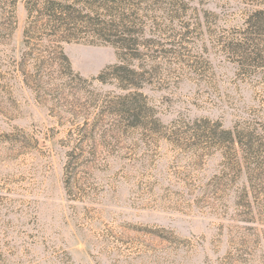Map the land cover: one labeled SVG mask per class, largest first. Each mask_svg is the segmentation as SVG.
<instances>
[{"label":"rangeland","instance_id":"374dc122","mask_svg":"<svg viewBox=\"0 0 264 264\" xmlns=\"http://www.w3.org/2000/svg\"><path fill=\"white\" fill-rule=\"evenodd\" d=\"M25 2L0 0V264H264V0L127 2L138 127L112 45L63 44L87 81H25Z\"/></svg>","mask_w":264,"mask_h":264},{"label":"trees","instance_id":"16d2710c","mask_svg":"<svg viewBox=\"0 0 264 264\" xmlns=\"http://www.w3.org/2000/svg\"><path fill=\"white\" fill-rule=\"evenodd\" d=\"M127 2L130 0H26L27 23L23 35L27 50L24 62L35 59L37 72L32 76L25 72V81L28 78L32 81L33 78L39 84L47 83L49 69L56 70L57 79L87 81L74 72L63 44L84 41L89 44L112 45L118 51V62L98 78L101 82L109 79L117 81L124 93L118 95L117 101H110V106L118 104L119 120L130 127H138L143 110L148 109L143 93L135 91L143 86L146 79L134 64L141 55V36L144 31L137 28L131 13L122 12ZM255 14L260 16L264 11ZM141 102L143 105L139 106ZM102 119L101 116L96 119L92 127L87 120L80 125V141L88 132H94ZM225 133L230 136L233 144L237 143L232 131ZM73 152L69 154L66 164L67 186L80 167Z\"/></svg>","mask_w":264,"mask_h":264}]
</instances>
